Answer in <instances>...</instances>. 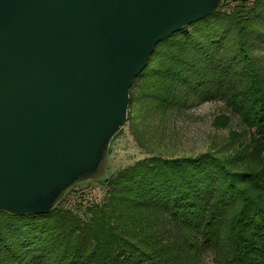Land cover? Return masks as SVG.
<instances>
[{
  "label": "trees",
  "instance_id": "obj_1",
  "mask_svg": "<svg viewBox=\"0 0 264 264\" xmlns=\"http://www.w3.org/2000/svg\"><path fill=\"white\" fill-rule=\"evenodd\" d=\"M137 80L161 84L153 95L168 105L179 91L223 100L252 131L248 155L260 158L264 0L231 10L220 1L163 38ZM235 165L210 153L149 156L106 179L108 199L84 217L55 204L47 213L0 210V264H201L205 254L212 264H264V168Z\"/></svg>",
  "mask_w": 264,
  "mask_h": 264
},
{
  "label": "water",
  "instance_id": "obj_2",
  "mask_svg": "<svg viewBox=\"0 0 264 264\" xmlns=\"http://www.w3.org/2000/svg\"><path fill=\"white\" fill-rule=\"evenodd\" d=\"M220 0H0V210L47 213L95 173L133 80Z\"/></svg>",
  "mask_w": 264,
  "mask_h": 264
},
{
  "label": "rangeland",
  "instance_id": "obj_3",
  "mask_svg": "<svg viewBox=\"0 0 264 264\" xmlns=\"http://www.w3.org/2000/svg\"><path fill=\"white\" fill-rule=\"evenodd\" d=\"M220 1L226 10L240 3V0ZM160 85L137 80L131 86L129 92L137 94L129 101L126 123L110 140L97 171L76 180L61 193L55 205L84 217L87 205L108 199L106 179L149 156L180 158L210 153L228 163H237L236 167L249 164L256 170L264 168V150L258 159L248 155L254 147L252 131L223 100L199 99L179 91L174 95L176 103L168 105L153 95L165 92ZM167 95L173 101L172 94ZM211 260L212 256L205 254L201 264H212Z\"/></svg>",
  "mask_w": 264,
  "mask_h": 264
}]
</instances>
